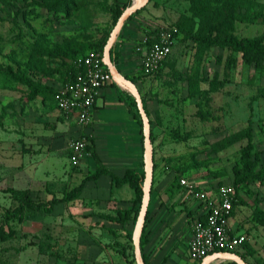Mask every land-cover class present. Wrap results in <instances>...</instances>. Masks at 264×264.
Masks as SVG:
<instances>
[{
	"label": "rangeland",
	"instance_id": "1",
	"mask_svg": "<svg viewBox=\"0 0 264 264\" xmlns=\"http://www.w3.org/2000/svg\"><path fill=\"white\" fill-rule=\"evenodd\" d=\"M125 2L0 0V69L10 67L30 84L0 76V264L79 259L73 244L78 235L65 230L71 223L66 216L79 214L81 201L86 207L96 198L85 193L86 184L77 199L62 198L95 172L98 161L90 135L81 137L92 157L71 160L70 140L76 125H85L58 110L54 93L78 51L109 38ZM226 9L231 13L226 27L232 19L239 37L264 33V0H151L135 15L140 34L172 24L181 31L158 73L140 76L155 137L153 192L170 191L172 201L199 205L185 199L188 189L210 194L232 184L233 167L247 143L240 135L245 128L251 126L254 142L264 148V64L249 65L241 54L220 45L199 47L194 40V34L215 35ZM182 178L189 187L178 186ZM10 188L26 191L33 204L18 212L21 201ZM53 198L58 201L49 212ZM236 209L247 241L257 238L256 254L264 264V184L242 187ZM127 244L129 251L120 252L136 264L132 239Z\"/></svg>",
	"mask_w": 264,
	"mask_h": 264
},
{
	"label": "crops",
	"instance_id": "2",
	"mask_svg": "<svg viewBox=\"0 0 264 264\" xmlns=\"http://www.w3.org/2000/svg\"><path fill=\"white\" fill-rule=\"evenodd\" d=\"M137 22L135 16L127 20L114 44L119 54V70L126 77H134L138 89L144 93L140 78V75L144 76L141 72V55L136 51V45L146 33L136 31ZM64 83L63 79L61 85ZM129 93L119 82L105 86L96 101L91 122L83 129L76 125L77 131L71 139L90 135L98 160L118 176H123L127 169L143 172L145 166L141 127L126 101ZM74 119L77 122L76 116ZM69 123L66 121V124ZM89 157H92L91 153L85 158L86 161ZM86 186L85 193L87 191L86 194L95 197L96 201H88L86 207L82 204L86 201H81L79 214L66 216V222L71 223L66 224L65 230L70 228L71 236L78 235V240L73 241L74 252L80 255L76 264H135L127 262L120 252L121 247L129 251L127 241L132 221L120 224L107 218L108 215L117 217L119 209L133 207V190L128 185L114 186L111 178L105 174L97 180L88 181ZM170 194V191L151 193L146 231L148 242L143 252L150 264H201L202 260L194 262L189 258L188 247L193 218L200 213L202 206L195 201H172ZM241 220L238 209L234 208L230 224L237 232H245ZM245 244L234 253L248 264H259L261 256L256 254L259 249L257 238L249 236ZM208 264L239 263L233 259L213 256Z\"/></svg>",
	"mask_w": 264,
	"mask_h": 264
},
{
	"label": "built area",
	"instance_id": "3",
	"mask_svg": "<svg viewBox=\"0 0 264 264\" xmlns=\"http://www.w3.org/2000/svg\"><path fill=\"white\" fill-rule=\"evenodd\" d=\"M179 29L175 25H164L158 31L146 34L136 45L141 55V72L151 76L158 72L163 62L173 53ZM76 72L72 79L61 85L55 93L58 109L67 116H76L80 125L91 122L95 104L102 89L117 79L105 66L103 56L95 50L88 51L72 60ZM85 137L73 139L69 143L71 160L79 162L89 156ZM181 185L188 186L185 178ZM195 198L202 210L193 218L192 235L189 240V258L198 262L217 252L234 253L243 247L247 236L231 226L236 190L232 184H224L213 193H196L188 189L185 199Z\"/></svg>",
	"mask_w": 264,
	"mask_h": 264
},
{
	"label": "trees",
	"instance_id": "4",
	"mask_svg": "<svg viewBox=\"0 0 264 264\" xmlns=\"http://www.w3.org/2000/svg\"><path fill=\"white\" fill-rule=\"evenodd\" d=\"M131 3H132V0H128L124 3L123 6L119 5V7L117 8L115 17H114L115 24L118 18L120 17V15L122 14V12L128 6H130ZM227 8L231 9L233 7H227ZM228 9L225 10L227 15L219 21V28L216 29L215 35H210L209 37H202V35L200 34H194L193 36H194L195 42H197V45H199V47L204 44L208 46H218V45L223 46L227 48L228 50H230L231 52L241 54L242 59L245 63L249 65H255L257 67L263 66L264 64V33L256 37H239L238 35L234 33V24H233L232 19H230L229 28L226 27V21L228 20V17L231 15ZM139 10L134 12L128 20H131L135 15H137ZM242 20H245V18L243 17ZM177 27L179 29V26ZM158 29H156V31H158ZM180 32L181 31L179 29V33ZM107 40H105L102 43L89 44V47L86 50L78 51L79 53H77V55L73 59H75L76 57L80 55H84L88 51H91V50L100 52V54L103 56V52H104V48L107 43ZM111 59L118 67L119 66V54L116 51L115 44L111 50ZM165 62H163V64ZM75 72H76L75 67L72 64L69 65L68 70L66 72V77L64 78V82L68 81L69 79H72L75 75ZM3 73L5 76H10V80H14L17 82H24V83L29 84L28 81L23 80L10 67L0 69V76ZM127 78L131 79L134 83H137V80L134 77L127 76ZM55 93H54V99H55ZM126 101L129 104V107L133 113L134 118L140 124L141 134H142V145H143V142H144V136H143V130H142L143 124H142V118H141V115H140V112L137 106L136 99L131 93H129L126 98ZM144 106H145L147 114L149 115V111L146 107L145 102H144ZM151 124H152V121H151ZM240 135L247 139V143L241 149V155H240L239 162L237 163V165L233 167L232 185L234 186L236 190V196H237V201L234 204L235 206L239 202V192L242 187L249 186L250 184H253L256 182H258L259 184H264V148L259 149L256 143L254 142V137H253L251 126L241 131ZM151 138H152V142L154 145L155 137L153 135L152 130H151ZM231 142L232 141H230L229 143ZM221 144L223 147L228 145L225 140ZM88 148L89 147H87V149ZM143 149H144V145H143ZM95 157L97 158V161L99 162V165L96 168L95 172L87 175L82 180L80 185H78L73 190H71L62 199L65 200L66 202L77 199L80 196L85 184L88 181L97 180L101 175H104V174L108 175L111 178L112 184L114 186L121 187L124 185H128L133 190L134 197L132 199V203H133L132 208L124 209V210L119 209L117 211V217H112L108 215L107 218L114 222L120 223V224H126L127 222L132 221L135 227L138 216H139V212L141 209L142 200H143V194H144L143 184L145 180V171L138 172L136 170L127 169L123 176H118L114 174L113 172H111L109 169H107L105 166H103L101 161L98 160V157L96 154H95ZM153 167L155 170V164L153 165ZM154 182H155V174L153 175L152 192L154 189ZM179 185H181L180 181L178 182V186ZM8 191L16 194L19 197V201H21V204L19 205V207H17L18 212L24 211V208H25L24 204H27V203H30V205L33 204L32 203L33 200L31 196L26 191H20V190H16L12 188L8 189ZM57 201L58 200L56 198H53L50 201L52 205L49 207H46V210L49 212L50 211L52 212L54 209V203H56ZM148 222H149V209H148V214L146 217L144 229L141 234V250H142V258H143L144 264H150L146 255L143 252L144 246L148 242V234L146 232L147 227H148ZM262 222H264V219H262ZM133 233H134V229H131L128 231V238L132 239V242H133ZM133 247H134V244H133ZM133 255H134V261H136L134 251H133Z\"/></svg>",
	"mask_w": 264,
	"mask_h": 264
},
{
	"label": "water",
	"instance_id": "5",
	"mask_svg": "<svg viewBox=\"0 0 264 264\" xmlns=\"http://www.w3.org/2000/svg\"><path fill=\"white\" fill-rule=\"evenodd\" d=\"M151 0H134L130 6H128L118 18L114 28L112 29L110 36L107 40V43L103 52V61L108 70L112 73V75L117 79V81L128 89L131 94L135 97L137 106L142 118V130L144 136V171H145V180L143 184V200L141 204V209L139 212V216L135 225L134 233H133V244H134V254L135 260L137 264H144L142 258V250H141V234L144 229V225L146 222V217L148 214V209L151 201V192L153 185V175H154V167H153V157H154V145L151 138V119L147 114L142 95L136 85L131 79L127 78L117 67V65L111 59V50L114 46V43L117 39V36L125 24V22L130 18V16L147 5ZM224 257L237 261L239 264H248L240 255L237 253H213L207 257H205L201 264H208L211 260V257Z\"/></svg>",
	"mask_w": 264,
	"mask_h": 264
}]
</instances>
